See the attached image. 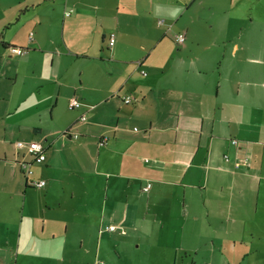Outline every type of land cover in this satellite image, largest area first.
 Wrapping results in <instances>:
<instances>
[{
    "label": "crops",
    "instance_id": "1",
    "mask_svg": "<svg viewBox=\"0 0 264 264\" xmlns=\"http://www.w3.org/2000/svg\"><path fill=\"white\" fill-rule=\"evenodd\" d=\"M78 59L88 68L74 81ZM47 83L68 113L47 133L21 120L13 159L12 102ZM0 88V264H12L2 242L14 264H96L140 238L176 264L181 251L191 264H264V0H0ZM12 160L46 185L27 186Z\"/></svg>",
    "mask_w": 264,
    "mask_h": 264
},
{
    "label": "rangeland",
    "instance_id": "2",
    "mask_svg": "<svg viewBox=\"0 0 264 264\" xmlns=\"http://www.w3.org/2000/svg\"><path fill=\"white\" fill-rule=\"evenodd\" d=\"M59 15L60 13L58 12V16ZM20 35H23V32H21ZM41 58H48L47 63L51 62L50 54H46ZM55 60L56 62L54 64V67H51L49 64L47 66V70L49 69V71L51 72H55L57 70V59ZM72 63L73 64L68 65V67L72 69L70 70L72 72V75H71L72 79H74V81H77V79L81 77V73L78 71V69L83 68V67L88 68L87 59H78V60L72 61ZM55 88L56 86L52 83H47L42 87L38 86V88L30 87V91L25 95L24 100H21V101L18 100L16 102H12L11 109H13L12 110L13 112L11 115H8L6 117L5 122L7 124H10V125H6L9 129L8 137L6 138V144L7 145L11 144L7 148H14L13 149L14 151L11 152V156L13 157V159H15V156L17 154L16 152L17 149L15 145L16 142L19 140L26 139L25 137H20L18 138V140H16V137H18L19 134L24 133V132L19 133V123L21 120L34 117L35 126L33 125L30 128L26 127L28 131H32V132H40V130H42V132L47 133L48 131L55 129L57 126L60 125L59 115L62 112H67V111L64 109L63 99L57 102V105L54 106L57 100V97H56L57 92H55ZM2 89L3 88H0V90ZM8 102H9V99H7L6 101H2L0 99V107L1 106L6 107ZM1 127L3 126L0 124V128ZM1 134L2 135L5 134V131L3 128H2ZM0 138H3V136H0ZM0 146L3 149V145L0 144ZM12 161H13L14 166H16L17 168L20 167V164L15 165L16 160H12ZM9 166L13 168L11 166V163H9ZM13 169L15 170L16 168H13ZM18 170L19 168L17 169V171ZM4 171H5V168H2L1 172H4ZM1 172H0V189L4 181ZM20 173L24 177L23 173L22 172ZM8 190L10 192H14L15 184H11L8 187ZM0 201L6 202V197L1 196ZM1 230L2 229H0V231ZM3 233L4 231L0 232L1 235ZM1 245L5 248L4 255L8 256L9 260L12 262V264H14V261L16 260L15 259V249L5 246L6 245L5 242H2ZM155 248H154V244L152 240H150L149 238H140L139 240L132 239L130 240L128 245H126L125 248L118 249L120 253L116 254L114 259L111 258L113 260L112 263L110 261H107L106 259H98L94 257L93 258L95 260L97 259L96 264H100V262H103L105 264H176L174 257H170L171 253L169 251L168 252L158 251V250H155ZM194 254L195 253H192V257L185 258L184 252L181 251L178 255L177 264H191L192 259L195 257ZM197 259H200V258H197ZM19 260H20V264H29L30 261H32L30 260V258H20ZM47 261H50V263L52 264H59L58 263L59 260L57 258H53ZM38 262L39 260H36V263L35 262L34 263L38 264ZM94 263L95 261L93 260V264ZM18 264H19V261H18ZM197 264H202V263L197 261Z\"/></svg>",
    "mask_w": 264,
    "mask_h": 264
},
{
    "label": "built area",
    "instance_id": "3",
    "mask_svg": "<svg viewBox=\"0 0 264 264\" xmlns=\"http://www.w3.org/2000/svg\"><path fill=\"white\" fill-rule=\"evenodd\" d=\"M69 14H70V12L66 13V15H69ZM29 39L30 40L33 39V32L32 31L29 34ZM175 40L178 43H183L184 40H185V34L184 33L177 34ZM114 43H115V34L111 33L110 36H109V46H113ZM10 51L12 53H15V54H18V55H22V54H25L27 52V49L24 48V47L11 46L10 47ZM141 72H142V74H146L145 70H142ZM133 99L134 98L131 95L124 96V102L125 103H131ZM69 107L72 108V109L80 108L81 107V102L78 101L76 98H72L70 100V102H69ZM86 120H87L86 115H82L80 117L79 121L84 122ZM63 134L68 135V136H72V137H77L78 136V134H76L73 131V128H70L67 131L63 132ZM104 142H105V139L102 140L101 143H104ZM233 142L236 143L237 141L233 140ZM22 144L28 146V150H29L30 154L33 156L34 162L41 163V162H43L46 159V147L43 144V142L32 140V141H29L26 144L25 143H22ZM225 160H228V156L227 155H225ZM247 163H248V159L244 158V160H242V161H236L234 163V166L236 168H239L242 165H247ZM21 168H22V171L24 172L25 177L27 178V184L29 186H32V187H35V188H37V187L41 188V187L46 185V181L43 180V179H32L31 178L32 174H33V169L31 167L30 163H27V162L22 163ZM150 186H151L150 183L147 184L144 187V190L145 191L148 190ZM108 229L116 230L114 226H109Z\"/></svg>",
    "mask_w": 264,
    "mask_h": 264
},
{
    "label": "trees",
    "instance_id": "4",
    "mask_svg": "<svg viewBox=\"0 0 264 264\" xmlns=\"http://www.w3.org/2000/svg\"><path fill=\"white\" fill-rule=\"evenodd\" d=\"M10 47V46H9ZM9 47H7V48H9ZM23 172V171H22ZM23 174H24V172H23ZM27 186H29L28 184H26Z\"/></svg>",
    "mask_w": 264,
    "mask_h": 264
},
{
    "label": "clouds",
    "instance_id": "5",
    "mask_svg": "<svg viewBox=\"0 0 264 264\" xmlns=\"http://www.w3.org/2000/svg\"><path fill=\"white\" fill-rule=\"evenodd\" d=\"M27 49V48H26Z\"/></svg>",
    "mask_w": 264,
    "mask_h": 264
}]
</instances>
